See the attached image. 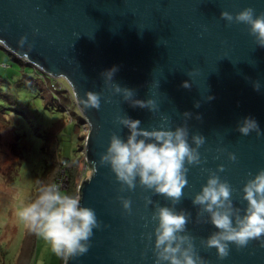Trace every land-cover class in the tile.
Here are the masks:
<instances>
[{
  "label": "water",
  "instance_id": "1",
  "mask_svg": "<svg viewBox=\"0 0 264 264\" xmlns=\"http://www.w3.org/2000/svg\"><path fill=\"white\" fill-rule=\"evenodd\" d=\"M249 6L262 12L264 0H0V44L7 52L52 79H64L73 97L85 90L101 93L99 109L81 110L74 100L87 125L85 160L95 168L78 191L81 203L96 211L101 228L93 230L86 253L64 264H152L153 209L143 198L162 205L168 200L140 187L120 191L107 166L98 162L110 133L126 135L116 120L124 114L147 129L187 123L190 134L206 137L199 148L201 164L188 166L175 207L191 214L186 230L207 264H264V247L257 240L241 249L230 245L222 261L214 248H204L200 239L214 229L190 200L205 182L206 170L223 164L218 175L231 185L233 204L243 209L241 185L264 168V135L235 131L244 116L254 117L264 130V48L256 47L246 25L219 16L222 10L235 13ZM113 65L118 69L113 81L132 89L134 98L151 96L156 111L131 106L105 86L100 73ZM185 80L190 87L181 85ZM254 80L261 82L259 91L252 87ZM184 111L193 116L185 120ZM229 151L236 161L227 159ZM117 196L131 199L130 213L121 209Z\"/></svg>",
  "mask_w": 264,
  "mask_h": 264
},
{
  "label": "clouds",
  "instance_id": "2",
  "mask_svg": "<svg viewBox=\"0 0 264 264\" xmlns=\"http://www.w3.org/2000/svg\"><path fill=\"white\" fill-rule=\"evenodd\" d=\"M219 16L226 22L246 25L256 47L264 48V11L257 12L249 6L235 13L222 10ZM25 40L22 35L19 43L23 44ZM117 70V66L113 65L100 73L105 86H110L113 93H119L121 99L131 106L156 111L159 106L151 96L134 98L132 89L113 81ZM181 85L185 88L191 86L187 80ZM261 86L260 81H252L254 90L259 91ZM73 98L81 110L99 109L101 106L100 92L85 90L83 96L74 95ZM199 103L194 102V107H199ZM181 115L185 120L193 116L189 111ZM195 118L199 119V114H195ZM116 120L127 130L126 135L109 134L108 143L99 154V164L107 166L120 191L140 187L168 200V204L162 205L150 196L143 198L145 207L152 205L153 209L151 219L154 225L148 237L152 242V264H207L196 250L194 237L186 230L191 214L175 207L187 184L188 166L201 164L199 148L206 137L200 132L190 134L187 123L174 127L162 123L160 127L147 129L140 126L139 119L126 114L117 116ZM235 131L243 136L252 132L257 136L264 135V130L251 116L240 118ZM227 159L236 161L237 156L229 151ZM223 170V164H217L215 170L207 169L205 182L190 198L198 216L206 214V222L214 229L200 239V244L204 248H214L217 259L221 261L229 255L230 245L241 249L249 241L257 240L264 247V168L250 174L241 185L240 198L246 202L243 209L233 204L231 185L218 175ZM94 171L95 168L92 169ZM117 200L125 213L131 212L130 198L117 196ZM81 201L78 190L67 193L56 183L41 184L35 198L25 204L18 215L28 228L49 242L57 256L67 262L86 253L91 245L93 230L101 228L96 211Z\"/></svg>",
  "mask_w": 264,
  "mask_h": 264
},
{
  "label": "rangeland",
  "instance_id": "3",
  "mask_svg": "<svg viewBox=\"0 0 264 264\" xmlns=\"http://www.w3.org/2000/svg\"><path fill=\"white\" fill-rule=\"evenodd\" d=\"M0 75L9 77H4V87L0 82V264H61L62 257L26 226L18 212L42 176L43 162L48 159L45 151L55 150L62 157L76 158L88 133L87 125L83 120L77 132L79 109L70 100L64 101L71 109L73 120L69 121L57 107L55 94H40L41 85L33 67L17 64L1 48ZM58 81L62 86L66 83L64 79ZM79 169L86 170L79 179H87L91 168L84 160ZM60 175L67 180L64 191L69 179L66 172Z\"/></svg>",
  "mask_w": 264,
  "mask_h": 264
},
{
  "label": "trees",
  "instance_id": "4",
  "mask_svg": "<svg viewBox=\"0 0 264 264\" xmlns=\"http://www.w3.org/2000/svg\"><path fill=\"white\" fill-rule=\"evenodd\" d=\"M0 48L4 49V47L1 44H0ZM5 52L10 54L12 60L15 61L17 64L33 67V71H34L35 75L38 77L37 82H40V85H41L39 87L40 94L42 92H45V91H47L48 93L55 94L56 95V105L58 102L57 107L60 108L61 111H63V114L69 118V121L73 120L71 109L68 108V106L63 104L64 101L69 102V100H70V102H72L73 107H76L70 86H68L66 83L64 86H62L60 81H58L62 87L60 89H57V90L54 89L52 87V84H54V81L51 77H49L45 73L43 74L38 68L34 67L33 65L26 63L25 60H23L21 58L20 59L17 58L14 54L7 52L6 50H5ZM4 77L6 79L7 78L9 79L8 75L4 76ZM4 77L0 75V82L3 83L2 84L3 87L7 84L5 82L6 79H4ZM78 121H79V123L75 127V128H77V132H79L80 125L83 127L82 115H80ZM83 137H84L83 135L80 136L79 141L82 140ZM80 144H81V147L78 150L79 154L77 155L76 158H71V159H68V158H65V157L58 155L57 151H55V150L54 151L48 150V152L44 150L46 152V157H48V159H46L43 162L42 176L40 178H38L39 180L37 179V182L31 191L32 194L29 196L27 203L35 198V196L37 194V189L41 186V184L56 183L57 178L60 176V173L62 170L61 162H63V161L71 164L70 169H66V173L68 175L67 179H69V185H68V188L66 190H64V192H67V193H75L76 192V185L79 183V181H80L79 176L82 174V172L80 171L79 168H80L81 163L84 160V155H82V149L84 146L83 141ZM84 175H86V173ZM61 261H62L61 264H64L63 258Z\"/></svg>",
  "mask_w": 264,
  "mask_h": 264
},
{
  "label": "built area",
  "instance_id": "5",
  "mask_svg": "<svg viewBox=\"0 0 264 264\" xmlns=\"http://www.w3.org/2000/svg\"><path fill=\"white\" fill-rule=\"evenodd\" d=\"M58 80H59V78H56V79H53V81H54V84H52V87L54 88V89H60L62 86L60 85V83L58 82ZM86 136V135H85ZM85 138V137H84ZM84 142H85V140H84ZM84 144V143H83ZM85 145V144H84ZM84 148V147H83ZM82 155H84V151H82ZM84 161H85V163H87L86 162V160H85V155H84ZM61 165H62V172L61 173H64V172H66V169H70V163H68V162H65V161H63V162H61ZM69 166V167H68ZM87 166H88V164H87ZM68 167V168H67ZM91 168V167H90ZM91 172H92V168H91ZM60 173V174H61ZM86 173V170H84L83 172H82V174L81 175H84ZM91 174V173H90ZM67 179V178H66ZM85 180V179H84ZM83 180V181H84ZM65 181H67V180H64L63 179V177L60 175V177L59 178H57V181H56V184H58L59 186H60V188L62 189V188H64V185H63V183H65ZM83 181H79V183L76 185V191L77 190H79V188H80V186H81V183L83 182Z\"/></svg>",
  "mask_w": 264,
  "mask_h": 264
}]
</instances>
